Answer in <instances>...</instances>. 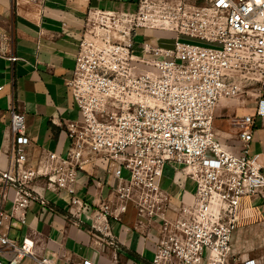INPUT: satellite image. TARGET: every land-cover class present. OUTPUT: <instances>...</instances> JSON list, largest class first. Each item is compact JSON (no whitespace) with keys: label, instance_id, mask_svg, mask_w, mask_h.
I'll return each mask as SVG.
<instances>
[{"label":"built area","instance_id":"1","mask_svg":"<svg viewBox=\"0 0 264 264\" xmlns=\"http://www.w3.org/2000/svg\"><path fill=\"white\" fill-rule=\"evenodd\" d=\"M259 72L264 78V0H139L133 11L89 9L67 82L82 119L67 127L66 154L50 151L37 166L28 164L26 115L11 107L12 159L0 168V185L4 199L9 187L14 196L11 213L0 211V264L25 258L55 264L35 254L32 238H10L3 220L26 223L34 203L49 207L38 181L79 218L78 173L97 159L116 179L111 198L92 216L97 233L113 237L108 216L121 219L132 205L139 227L151 229L159 219L156 232L142 233L154 243L150 264H261L236 254L234 236L250 218L242 215L245 200L264 204V164L251 150L256 118L264 119V87L254 114L235 119L242 128L239 152L214 130L219 104L250 93ZM168 164L181 166L192 181L191 202L174 206L162 189Z\"/></svg>","mask_w":264,"mask_h":264},{"label":"crops","instance_id":"2","mask_svg":"<svg viewBox=\"0 0 264 264\" xmlns=\"http://www.w3.org/2000/svg\"><path fill=\"white\" fill-rule=\"evenodd\" d=\"M138 1L0 0V86L3 87L0 91V150L3 154L0 168H8L12 159V105L26 115L27 133L31 138L27 147L28 164L37 166L50 151L66 154L70 144L67 127L82 119L67 82L74 74L87 13L91 8L133 11ZM159 35L171 37L174 34L159 32ZM11 57L17 59L13 61ZM233 100L237 102L223 100L216 108L214 130L227 146L239 152L243 144L242 128L235 119L253 115L256 98L248 106H242L238 99ZM256 122L253 138L258 131ZM253 150L264 164V154ZM123 176L129 178L130 172L124 169ZM115 184L113 169L98 159L80 171L78 196L84 208L77 218L71 214L65 198L38 181L35 186L43 190L49 207L34 203L27 212L26 223L8 217L3 220L2 230L19 242L25 237L32 238L35 254L49 256L55 264H81L84 258L97 264H150L154 243L144 239L142 233L156 232L159 219L151 229L139 227L136 209L130 205L121 219L108 216L113 237L92 228V216L111 198ZM162 189L169 193L174 206L182 201L191 202L194 197V185L179 165L166 166ZM2 192L0 185V211L10 214L14 189H7L9 197L6 199ZM168 213L175 216L172 210ZM242 215L250 218H243L239 230L264 224V204L249 198L244 202ZM236 241L237 234L234 244ZM22 264L36 263L32 258H25Z\"/></svg>","mask_w":264,"mask_h":264},{"label":"rangeland","instance_id":"3","mask_svg":"<svg viewBox=\"0 0 264 264\" xmlns=\"http://www.w3.org/2000/svg\"><path fill=\"white\" fill-rule=\"evenodd\" d=\"M173 1V0H171ZM187 2H194L195 0H186ZM150 39H156L152 34L149 36ZM163 39L158 40L161 42ZM183 41H187L190 43H197L199 40L187 36L182 37ZM264 78L259 74L254 76V79L251 80L249 89L250 93L242 92L238 97L242 106L252 105L255 100L256 93H258L263 87ZM231 103L237 102L233 99H230ZM263 118H258L257 125V133L254 135L251 146L252 150L254 148V152H262L264 154V124ZM238 241L235 242V252L237 255H248L255 258H258L261 261V264H264V224H255L250 230H237L236 231ZM235 234V235H236Z\"/></svg>","mask_w":264,"mask_h":264}]
</instances>
